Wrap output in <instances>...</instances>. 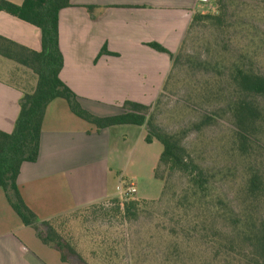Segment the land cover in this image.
<instances>
[{
	"label": "crops",
	"instance_id": "1",
	"mask_svg": "<svg viewBox=\"0 0 264 264\" xmlns=\"http://www.w3.org/2000/svg\"><path fill=\"white\" fill-rule=\"evenodd\" d=\"M70 1L72 6L59 15L64 57L60 79L79 97L81 107L97 117L122 113L126 101L152 105L172 61L149 44L159 43L177 54L194 14L206 13L213 4V0ZM0 35L35 51L42 48L40 30L6 12H0ZM36 82L37 78L29 88L0 77V131H13L20 101ZM146 137L144 126L98 129L74 114L66 100H54L44 118L39 157L24 163L18 177L26 205L43 222L119 198L117 187L135 177L127 173L137 156L146 157L158 142L148 143ZM162 151L143 169L154 179ZM0 264H70L23 224L2 188Z\"/></svg>",
	"mask_w": 264,
	"mask_h": 264
},
{
	"label": "rangeland",
	"instance_id": "2",
	"mask_svg": "<svg viewBox=\"0 0 264 264\" xmlns=\"http://www.w3.org/2000/svg\"><path fill=\"white\" fill-rule=\"evenodd\" d=\"M226 5L228 29L222 31L206 23L187 35L181 58L150 111L161 129L170 133L186 130L185 145L193 157L204 167L225 175L209 188V194L196 207L184 209L177 208L176 203L190 191L191 185L188 176L176 173L170 178L167 195L160 201L163 183L143 170L145 163L150 164L162 151V144L157 142L146 157L137 156L128 170L127 174L136 178L126 180L134 182L138 192L131 198H123L119 193L122 202H144L136 219L106 217L95 206L78 209L65 217V235L89 264L259 261L257 247L245 243L235 229L238 222L231 224L210 211L212 201L219 197L240 213V226L254 227L264 217V203H251L243 195L246 178L258 168L264 170V97L249 99L262 111L263 122L253 130L256 140L248 143V153L242 155L230 111L233 86L225 80L218 81V74L204 66L208 62L231 66L241 53L247 52L251 57L248 64L264 73V0H226ZM216 11L213 0L206 13ZM0 77L29 88L36 78L30 69L2 57ZM207 118L212 120L207 122Z\"/></svg>",
	"mask_w": 264,
	"mask_h": 264
},
{
	"label": "trees",
	"instance_id": "3",
	"mask_svg": "<svg viewBox=\"0 0 264 264\" xmlns=\"http://www.w3.org/2000/svg\"><path fill=\"white\" fill-rule=\"evenodd\" d=\"M215 5L217 7L215 13L194 14L177 54L171 53L159 43L149 44L152 49L170 57L172 70L169 76L180 60V51L185 47L186 37L192 30L201 25L205 26L206 23L215 25L222 31L228 29L230 21L226 0H215ZM71 6L70 0H24L21 5L0 0V12H6L37 27L41 32L42 43L41 50L35 51L0 35V57L30 69L37 78L34 90L25 92L20 101V112L13 131L10 133L0 131V188L4 190L8 202L23 224L32 227L43 243L56 249L62 261L70 264H89L65 235L67 225L65 217L68 215L49 221H39L36 214L26 205L18 187L22 165L26 162H36L39 157L44 118L48 106L54 100H66L74 114L94 124L98 129L126 124L144 126L147 131L146 141L152 143L156 140L163 146L154 170L155 179L163 183L160 201L167 195L170 178L176 173H181L188 176L191 189L177 201L176 207L184 209L196 207L197 203L209 194V188L225 173L204 167L193 157L185 145L186 130L170 133L161 129L150 116L151 105L126 101L122 106V113L109 117H97L81 107L79 97L60 79L64 57L60 49L59 15L63 9ZM103 52L107 53V50L104 49ZM247 54L241 53L231 66L213 62L204 65L205 69L210 68L218 74L216 77L218 81L225 80L227 85L233 86L234 97L230 103V111L237 129L235 135L239 143L238 151L242 155L248 153V143L252 144L251 141L256 140L253 130L263 122L262 111L249 99L264 97V73L256 71L251 63L248 64L251 57ZM169 76L162 91L171 77ZM161 96L162 93L159 97ZM210 120L212 119L207 118V122ZM243 195L251 203H264L263 169L254 170L252 175L246 178ZM143 203L135 200L122 202L116 198L108 203L90 207L99 208L106 217L122 216L123 219L130 221L139 216ZM210 211L213 216L230 221L231 224L237 221L235 229L239 230V235L245 243H252L259 250V261L251 263L264 264V217L254 227L240 226L238 218L240 213L219 197L212 201ZM219 254L220 250L216 252L217 256Z\"/></svg>",
	"mask_w": 264,
	"mask_h": 264
},
{
	"label": "built area",
	"instance_id": "4",
	"mask_svg": "<svg viewBox=\"0 0 264 264\" xmlns=\"http://www.w3.org/2000/svg\"><path fill=\"white\" fill-rule=\"evenodd\" d=\"M203 2H208V0H201ZM118 191L122 193L123 198H131L137 193V189L134 183L120 184L117 187Z\"/></svg>",
	"mask_w": 264,
	"mask_h": 264
}]
</instances>
